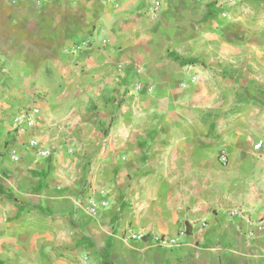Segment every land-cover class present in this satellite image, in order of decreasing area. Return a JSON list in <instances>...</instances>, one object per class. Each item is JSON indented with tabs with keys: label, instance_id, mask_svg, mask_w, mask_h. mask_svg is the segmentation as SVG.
Returning <instances> with one entry per match:
<instances>
[{
	"label": "crops",
	"instance_id": "obj_1",
	"mask_svg": "<svg viewBox=\"0 0 264 264\" xmlns=\"http://www.w3.org/2000/svg\"><path fill=\"white\" fill-rule=\"evenodd\" d=\"M0 264H264V0H0Z\"/></svg>",
	"mask_w": 264,
	"mask_h": 264
},
{
	"label": "built area",
	"instance_id": "obj_2",
	"mask_svg": "<svg viewBox=\"0 0 264 264\" xmlns=\"http://www.w3.org/2000/svg\"><path fill=\"white\" fill-rule=\"evenodd\" d=\"M83 43L86 44V43H88V41H85ZM137 72L140 73L141 69H137ZM133 81H134V85H135L136 89H139L140 86H142L143 81L139 77L133 78ZM38 112H39L38 108H31L29 110H25V111L19 113L16 116V119H15L16 120L15 122H16V125H17V129L19 131L29 132L34 126V123H35L34 116ZM30 141H31L32 144L36 143V139L35 138H31ZM262 146H263V142H261V141H259L258 143L255 144V148L256 149H259ZM49 149L50 148L45 149V150H40L39 152L42 153V154H44V153L46 154V153H48L50 151ZM53 149H55V148H53ZM12 157L14 158V157H16V155L13 153ZM223 158L225 159L224 156H223ZM93 209H95V208H93ZM260 228H263V226H260ZM251 233H252V231H251ZM131 236L134 239L143 240L142 235H140V234H131ZM179 243H181L179 235L177 237H174V238L158 237V238H155V240H154V244L156 246H159V247H171V246H175V245H177Z\"/></svg>",
	"mask_w": 264,
	"mask_h": 264
}]
</instances>
